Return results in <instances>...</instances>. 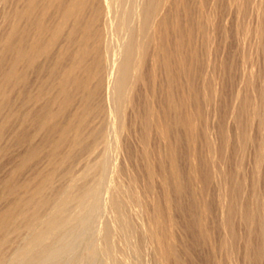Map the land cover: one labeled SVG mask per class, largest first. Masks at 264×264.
I'll return each instance as SVG.
<instances>
[{"label": "rangeland", "instance_id": "obj_1", "mask_svg": "<svg viewBox=\"0 0 264 264\" xmlns=\"http://www.w3.org/2000/svg\"><path fill=\"white\" fill-rule=\"evenodd\" d=\"M81 174L76 238L42 264H264V0H0V220L48 219Z\"/></svg>", "mask_w": 264, "mask_h": 264}, {"label": "bare ground", "instance_id": "obj_2", "mask_svg": "<svg viewBox=\"0 0 264 264\" xmlns=\"http://www.w3.org/2000/svg\"><path fill=\"white\" fill-rule=\"evenodd\" d=\"M125 1V0H124ZM127 1V0H126ZM130 1V0H129ZM118 2V1H116ZM15 3V2H14ZM38 4V3H37ZM123 5V4H121ZM125 5V3H124ZM133 6V5H132ZM73 7V6H72ZM107 8V6H106ZM71 10V8H68ZM132 9V8H131ZM54 10V9H53ZM124 11V10H123ZM77 13V12H76ZM75 13V14H76ZM51 14V13H50ZM126 14V13H125ZM124 13L122 14V17L119 18V21H122V24L124 21L128 20L129 14L125 15ZM59 18V17H58ZM33 20V19H32ZM119 22V23H120ZM126 24V23H124ZM8 25V24H7ZM22 26V25H21ZM34 26V25H33ZM118 26V25H117ZM70 28V26H69ZM9 30V29H8ZM8 32V31H7ZM68 32V31H67ZM65 31V34L67 33ZM7 34V33H6ZM6 36V35H5ZM17 39V38H16ZM76 39V37H75ZM74 39V40H75ZM15 40V39H14ZM15 43V42H14ZM13 43V44H14ZM61 43V42H60ZM12 44V45H13ZM16 44V43H15ZM63 44V43H62ZM61 45V44H60ZM122 45V44H121ZM25 46V43H24ZM23 46V47H24ZM12 47V46H11ZM58 47V46H57ZM81 47V46H80ZM28 48V47H27ZM77 48V46H76ZM74 52V51H73ZM9 53V52H8ZM14 54V53H13ZM57 54V53H55ZM16 55V54H15ZM119 56V55H118ZM8 58V57H7ZM18 60H20L18 58ZM52 60V59H51ZM65 61V60H64ZM116 61V60H115ZM132 61H133V53H132V49L131 47H127L125 49V51L121 54V57L118 59V67L116 68V71L118 73V75H116V77H112L114 78L112 81V84L110 85V81L108 82V86L110 85L111 87L106 88V89H110L111 92L115 93V95L117 94L118 96H121L123 94V92L126 89V86L128 85L129 82V71L132 67ZM44 62V61H43ZM68 62V61H67ZM65 62V63H67ZM70 62V61H69ZM94 62V61H93ZM3 63V62H2ZM108 63V62H107ZM106 63V64H107ZM115 63L114 62V67H115ZM117 64V63H116ZM28 65V62H27ZM49 65V64H48ZM71 65V64H70ZM112 65V64H111ZM68 66V65H67ZM66 66V67H67ZM106 66V65H105ZM60 67V66H59ZM26 68V66H25ZM36 68V67H35ZM34 68V70H35ZM107 68V67H106ZM88 69V68H87ZM2 70V69H1ZM61 70V69H60ZM108 72V69H107ZM114 72V71H113ZM3 73V72H2ZM56 74V73H55ZM61 74V73H60ZM112 74V73H111ZM111 77V76H110ZM109 77V79H110ZM188 78V77H187ZM35 79V78H34ZM106 79V78H105ZM15 80V79H14ZM112 80V79H111ZM103 81V79L101 80ZM104 82V81H103ZM132 82V81H131ZM77 85V84H76ZM187 85V84H186ZM5 87V86H4ZM92 87V86H91ZM103 87V86H102ZM93 88V87H92ZM91 89V88H90ZM104 89V87H103ZM27 91V90H26ZM23 90V92H26ZM73 92V91H72ZM71 92V93H72ZM91 92V91H90ZM8 93V92H7ZM112 93V94H113ZM92 94V93H91ZM109 94V92H107V95ZM28 95V94H27ZM26 96V95H25ZM27 97V96H26ZM106 97V95H105ZM108 99V98H107ZM91 100V99H90ZM89 100V101H90ZM78 102V101H77ZM11 104V102H10ZM119 105V104H118ZM77 106V105H76ZM42 107V106H41ZM106 108V107H105ZM113 108V107H112ZM17 109V108H16ZM29 109V108H28ZM117 110V109H116ZM181 110V109H180ZM34 112V111H33ZM158 112V111H157ZM42 115V114H41ZM73 115V114H72ZM3 116V115H2ZM33 117V116H32ZM68 117V116H67ZM77 119V118H76ZM81 124V123H80ZM75 126V125H74ZM76 127V126H75ZM71 128V127H70ZM101 128V127H100ZM62 130V129H61ZM187 132V131H186ZM31 134V133H30ZM88 134V133H87ZM24 135V134H23ZM96 138V137H95ZM64 142V141H63ZM52 143V142H51ZM60 143V142H59ZM72 143V142H71ZM70 143V144H71ZM92 143V142H91ZM71 147V146H70ZM61 148V147H60ZM56 149V148H55ZM58 149V148H57ZM63 149V148H62ZM52 150V149H51ZM60 150V149H59ZM74 150V149H73ZM69 152V151H68ZM72 152V151H71ZM70 153V152H69ZM88 153V152H87ZM52 154V153H51ZM82 154V152H81ZM98 155V154H97ZM96 155V156H97ZM18 157V156H17ZM36 158V157H35ZM71 158V157H70ZM69 158V159H70ZM58 159V158H57ZM198 159V158H197ZM31 160V159H30ZM59 160V159H58ZM68 161V160H67ZM92 161V160H91ZM57 162V161H56ZM57 164V163H56ZM68 165V164H67ZM66 165V166H67ZM57 166V165H56ZM65 166V165H64ZM239 167V166H238ZM59 168V167H58ZM51 170V169H50ZM53 170V169H52ZM56 170V169H55ZM69 171V169H68ZM71 172V171H70ZM76 171H74L75 173ZM79 172V171H78ZM45 174V173H44ZM77 174V173H76ZM86 175V173H84ZM88 174V173H87ZM43 175V174H42ZM63 175V174H62ZM79 175V174H78ZM66 176V175H65ZM73 176L75 177V175L73 174ZM72 176V177H73ZM85 177V176H84ZM71 178V177H70ZM69 178V179H70ZM223 178V177H222ZM78 179V177H77ZM55 180V179H54ZM58 180V179H57ZM76 180V179H75ZM83 180V174H81L79 176V180H78V185L75 186L74 188H70L66 195L59 199L58 204L55 205V208L53 210V212L50 211L51 216L42 221L40 218V211L45 208V210L47 209L46 206L49 204L48 200H41L39 202H36L34 204V202H30L28 200H22L21 207L23 212L19 213V214H13V213H8L5 216H3V218L0 220V235L3 236L4 234L10 230L13 234H19L21 227L26 229L27 231H30V235L28 234V238H26V245H25V249L21 250V255H14L12 260H11V264H42L43 262H45L46 260H51V259H55L58 254L66 249L71 240H73L74 238H76V232H72V231H68L66 232L65 236H57L56 233L61 230V229H65L69 224L71 220H68V215L69 211H71L70 209L77 205L79 202H82L84 200H87L89 198H87V195L90 194V191L92 188L94 189V187L92 186L91 188L89 186H87L88 184L86 183H82ZM91 181V180H90ZM25 182V181H24ZM46 183V181H44ZM80 182V183H79ZM14 183V182H13ZM63 183V182H62ZM70 183L72 184V182L70 181ZM96 183V182H95ZM36 184V183H35ZM42 184V183H40ZM40 184H38V186H40ZM50 184V183H49ZM56 184V183H54ZM52 184V185H54ZM28 185V183H27ZM46 185V184H44ZM90 185V184H89ZM37 186V185H36ZM48 186V184H47ZM46 186V188H48ZM50 186V185H49ZM61 186V185H60ZM69 186V185H68ZM51 187V186H50ZM65 187V186H64ZM73 187V185H72ZM26 188V187H25ZM35 188V187H34ZM45 188V189H46ZM66 188V187H65ZM33 190V188H31ZM30 189V190H31ZM42 188L38 187L36 189V193H39L41 191ZM49 189V188H48ZM95 190V189H94ZM47 191V190H46ZM45 191V194H46ZM53 191V189H52ZM56 191V189H55ZM30 192V191H29ZM43 193V192H42ZM48 193V192H47ZM51 193V192H50ZM60 193V191H59ZM93 193V192H92ZM91 193V194H92ZM232 193V192H231ZM24 194V193H22ZM14 195V194H13ZM41 195V194H40ZM53 195V194H52ZM52 195L50 197H52ZM44 196V193H43ZM48 196V195H47ZM57 195H55L56 197ZM4 197V196H3ZM32 197V196H31ZM29 197V198H31ZM93 197V196H92ZM57 199V198H56ZM31 200V199H30ZM33 200V199H32ZM31 200V201H32ZM56 201V200H55ZM55 201L53 202V205L55 203ZM84 201V202H87ZM10 202V201H9ZM52 202V201H51ZM82 203H80L82 205ZM86 204V203H85ZM84 204V205H85ZM14 205V204H13ZM52 205V203H51ZM80 205V207H81ZM87 206V205H86ZM117 206V204H116ZM52 207V206H51ZM77 206H75L74 208H76ZM79 207V204H78ZM85 207V206H84ZM93 207V206H92ZM116 207H114L115 209ZM120 209V208H119ZM20 210V209H19ZM86 210V209H85ZM18 211V210H17ZM49 211V210H47ZM76 211V210H75ZM94 211V210H93ZM121 211V210H120ZM82 212V211H81ZM75 213V212H74ZM90 213V212H89ZM43 211H41V217L45 216L44 218H46V214L42 216ZM84 215V214H83ZM255 215V214H254ZM73 219L76 220L79 224H82L84 221H86V219L83 218L82 214H78L75 213L72 215ZM43 218V219H44ZM70 218V217H69ZM121 218V217H120ZM72 219V218H71ZM118 219V218H116ZM84 220V221H83ZM125 220V219H124ZM16 221V222H14ZM123 221V220H122ZM18 222V223H17ZM124 222V221H123ZM127 222V221H126ZM128 223V222H127ZM129 226V225H127ZM126 226V227H127ZM81 227V226H80ZM125 227V229H126ZM122 228V227H121ZM129 229V228H128ZM71 230V229H70ZM80 230V229H79ZM78 230V231H79ZM10 232V233H11ZM24 232V231H23ZM105 232V231H104ZM127 232V231H126ZM130 232V231H128ZM25 233V232H24ZM59 233V232H58ZM79 233V232H78ZM110 233V232H109ZM23 234V233H22ZM60 234V233H59ZM129 234V233H128ZM127 234V236H128ZM160 234V233H159ZM9 235V234H8ZM26 235V234H24ZM23 235V237H25ZM112 235V234H111ZM27 237V236H26ZM22 238V236H21ZM127 238V237H126ZM23 240V239H22ZM6 240L4 239V237L2 238L0 236V253L2 252L1 249L4 247V244H6ZM126 246V245H125ZM6 248V247H5ZM4 248V249H5ZM162 248V247H161ZM3 249V250H4ZM125 249V248H124ZM14 250V249H13ZM114 250V249H113ZM15 254V253H14ZM118 255V254H117ZM141 257V256H140ZM121 259V258H120ZM124 259V258H122ZM138 259V258H137ZM10 261V260H9ZM47 262V261H46ZM136 262V261H135Z\"/></svg>", "mask_w": 264, "mask_h": 264}]
</instances>
